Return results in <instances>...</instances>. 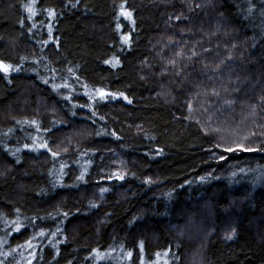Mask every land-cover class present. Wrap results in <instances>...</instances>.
Here are the masks:
<instances>
[{"label":"trees","instance_id":"16d2710c","mask_svg":"<svg viewBox=\"0 0 264 264\" xmlns=\"http://www.w3.org/2000/svg\"><path fill=\"white\" fill-rule=\"evenodd\" d=\"M0 63V264H264V0H0Z\"/></svg>","mask_w":264,"mask_h":264},{"label":"snow or ice","instance_id":"6c2138e0","mask_svg":"<svg viewBox=\"0 0 264 264\" xmlns=\"http://www.w3.org/2000/svg\"><path fill=\"white\" fill-rule=\"evenodd\" d=\"M197 6H199V5H197ZM177 19H179V17H177ZM0 67H2L4 69V71H8L11 68V65H4V64L0 63ZM44 146L46 147V145H44ZM224 150L227 151V152H234V151H237V150H241V151H244V152H255V151H257V149L246 147L243 144L237 145L236 148L227 147ZM49 151H51V150L49 149ZM52 154L54 156L56 155V153H52ZM224 158H225L224 156L220 157V159H224ZM234 235H235V232L233 231V233H231L227 238L228 239H232V237Z\"/></svg>","mask_w":264,"mask_h":264}]
</instances>
